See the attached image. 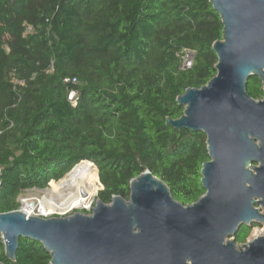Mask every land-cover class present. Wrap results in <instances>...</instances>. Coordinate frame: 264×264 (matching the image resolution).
I'll return each instance as SVG.
<instances>
[{
  "label": "trees",
  "instance_id": "trees-1",
  "mask_svg": "<svg viewBox=\"0 0 264 264\" xmlns=\"http://www.w3.org/2000/svg\"><path fill=\"white\" fill-rule=\"evenodd\" d=\"M220 40L209 0H0V213L78 167L94 178L95 196L101 184L105 204L128 201L130 181L145 171L176 202L195 203L205 193L206 136L166 120L183 114L177 97L216 75ZM183 50L193 53L188 69ZM246 93L264 98L260 79L250 77ZM254 226L238 228L235 244ZM50 260L40 243L20 238L11 261L0 238V264Z\"/></svg>",
  "mask_w": 264,
  "mask_h": 264
},
{
  "label": "water",
  "instance_id": "water-1",
  "mask_svg": "<svg viewBox=\"0 0 264 264\" xmlns=\"http://www.w3.org/2000/svg\"><path fill=\"white\" fill-rule=\"evenodd\" d=\"M209 2L222 23V40L212 45L216 75L177 97L183 114L166 120L205 134L204 195L183 206L145 171L130 181L128 201L97 199L90 215L0 213L9 260L24 238L40 243L50 264H264V236L240 249L234 241L241 226L264 224V98L246 93L250 77L264 91V0Z\"/></svg>",
  "mask_w": 264,
  "mask_h": 264
},
{
  "label": "bare ground",
  "instance_id": "bare-ground-1",
  "mask_svg": "<svg viewBox=\"0 0 264 264\" xmlns=\"http://www.w3.org/2000/svg\"><path fill=\"white\" fill-rule=\"evenodd\" d=\"M87 173L80 167L75 168L63 178L61 184L56 189L52 190V193L56 194L59 201V203L55 202L58 209L67 212L77 208L89 207L92 204L95 197V180ZM22 206L25 212L36 209L32 205L25 204ZM37 208L44 213H52L40 202Z\"/></svg>",
  "mask_w": 264,
  "mask_h": 264
},
{
  "label": "rangeland",
  "instance_id": "rangeland-1",
  "mask_svg": "<svg viewBox=\"0 0 264 264\" xmlns=\"http://www.w3.org/2000/svg\"><path fill=\"white\" fill-rule=\"evenodd\" d=\"M61 182L56 184V186H53V187H52V185L50 183L48 185L49 187L44 189V190L32 189V190H27V191L22 192L21 195L18 198V202L20 204L21 209H22V205H25V204L26 205H32V206L36 207V209L28 212V215L37 217V215H39L41 213H44L42 210L37 208L38 204L40 202L44 206H46L50 211H52V213H50V214H52L51 217H66V216H71L74 213H82V214H85V215H90L93 207L95 206V202L97 200L98 192L102 190L101 184H100L99 188L96 187L97 188V194L94 197V200H93L92 204L89 205V207L77 208V209H73L71 211L63 212V211H61L60 209H58L56 207L55 202L59 203V201L57 199L56 194L52 193L53 192L52 190L56 189V187L58 185H60ZM94 187H95V185H94ZM261 236H264V224H256L254 226V228H252L250 237L248 238L247 242H250L253 239H256V238L261 237ZM236 247L238 249H240V248H242V245H236Z\"/></svg>",
  "mask_w": 264,
  "mask_h": 264
},
{
  "label": "built area",
  "instance_id": "built-area-1",
  "mask_svg": "<svg viewBox=\"0 0 264 264\" xmlns=\"http://www.w3.org/2000/svg\"><path fill=\"white\" fill-rule=\"evenodd\" d=\"M181 66L183 69H188L190 68V66L192 65L193 62V53L189 50H183L181 53ZM64 83H70V84H75V79L70 80H65ZM76 97L77 94L74 91H70L68 94V101L71 104L72 107L76 106ZM23 208V206H22ZM21 209V207L19 208ZM23 211V209H21ZM26 215H28V212L23 211ZM52 214H47V213H41L39 215H37V217H41V218H51ZM1 238V235H0ZM2 240V238H1Z\"/></svg>",
  "mask_w": 264,
  "mask_h": 264
}]
</instances>
